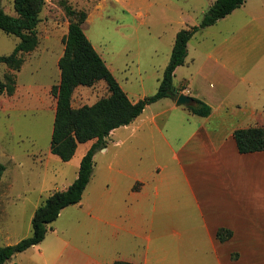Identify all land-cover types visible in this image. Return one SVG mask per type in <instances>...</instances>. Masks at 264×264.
<instances>
[{
    "label": "crops",
    "instance_id": "crops-1",
    "mask_svg": "<svg viewBox=\"0 0 264 264\" xmlns=\"http://www.w3.org/2000/svg\"><path fill=\"white\" fill-rule=\"evenodd\" d=\"M244 4L231 15L243 8L247 14L240 19L247 21L230 40L208 49L203 35L196 54L189 57L188 50L175 70L174 78L188 68L179 94L203 101L211 114L201 117L182 107L191 128L184 138L170 139L158 119L180 107L165 98L112 131L94 157L81 202L61 211L41 243L5 264H264V152L240 153L234 138L237 130L264 128V10L253 15ZM165 100L171 102L166 110L146 115ZM149 141L153 162L145 166ZM93 143L79 144L69 161H77L75 179ZM98 156L105 159L98 162ZM50 194L38 192L31 225ZM6 199L0 190L2 209ZM75 212L82 217H68ZM63 214L67 223L52 227ZM221 229L231 236L221 240ZM31 235L27 227L16 243Z\"/></svg>",
    "mask_w": 264,
    "mask_h": 264
},
{
    "label": "rangeland",
    "instance_id": "rangeland-1",
    "mask_svg": "<svg viewBox=\"0 0 264 264\" xmlns=\"http://www.w3.org/2000/svg\"><path fill=\"white\" fill-rule=\"evenodd\" d=\"M215 1L45 0L37 27L38 47L24 55L19 71L0 64L1 81H5L8 73L16 77L15 92L0 96V162L5 166L0 190H5L9 197L2 200L6 207H0L1 245L15 244L26 234L27 227H32L31 207L41 188L47 195L64 190L75 181L77 161L63 162L50 151L57 103L52 87L60 82L58 61L64 53V38L71 22L65 6L87 13L83 25L85 34L129 98L139 101L157 92L177 33L199 25ZM0 5L6 13L16 15L12 0H2ZM244 5L253 15L257 10H264V0H245ZM242 11L245 10L242 8L235 16L230 14L203 34H195L188 43L189 57L196 54L203 35L206 37L203 46L208 49L230 40L232 32L241 29L247 21V18L240 19L247 14ZM19 41L0 29V57L10 55ZM187 71V66L179 70L174 78L175 87L179 88L181 76ZM108 95L105 81L91 87L79 86L73 94L72 105L75 108L93 105ZM169 104L170 100H165L153 105L146 115L160 113ZM187 117L186 110L180 107L161 116L158 123L168 138H184L191 128ZM148 144L150 141L144 142L145 166L153 162ZM101 159L105 158L98 156V162ZM100 176L103 179V171ZM63 215L52 227L67 223ZM68 217L78 219L82 215L75 212Z\"/></svg>",
    "mask_w": 264,
    "mask_h": 264
},
{
    "label": "trees",
    "instance_id": "trees-1",
    "mask_svg": "<svg viewBox=\"0 0 264 264\" xmlns=\"http://www.w3.org/2000/svg\"><path fill=\"white\" fill-rule=\"evenodd\" d=\"M12 2L16 15L12 16L0 8V29L6 34L16 36L20 41L10 55L0 57V64L19 71L24 64V55L34 51L39 45L37 27L41 21L40 15L45 0ZM244 3L245 0H216L199 25L181 29L176 35L170 61L157 92L137 102L129 98L85 34L83 25L87 13L65 6L71 22L64 38V53L58 61L60 82L52 87V94L57 103L50 151L63 162H69L79 144L92 140L94 143L82 158L75 181L66 190L52 192L36 210L32 219V235L14 245L0 246V264H5L17 253L41 243L48 232V225L58 219L61 211L81 202L93 174L94 157L97 152L106 148V139L112 131L133 123L151 104L165 98L177 100L175 70L185 63L188 42L200 29L215 25ZM15 78L14 74L8 73L5 81L0 80V96L12 95L15 92ZM100 81L106 82L108 96L93 105L73 107L72 97L79 86L91 87ZM195 101L196 106L187 107L193 114L201 117L211 114L210 106L201 100ZM234 138L240 153L264 152V128L240 129L235 131ZM4 172L5 166L0 162V182ZM218 236L221 240H226L231 236V232L221 229ZM115 264L131 263L120 261Z\"/></svg>",
    "mask_w": 264,
    "mask_h": 264
},
{
    "label": "water",
    "instance_id": "water-1",
    "mask_svg": "<svg viewBox=\"0 0 264 264\" xmlns=\"http://www.w3.org/2000/svg\"><path fill=\"white\" fill-rule=\"evenodd\" d=\"M176 93H178V91H176ZM196 104L197 103L195 99L185 94H179L176 100V105L178 107H192V106H196Z\"/></svg>",
    "mask_w": 264,
    "mask_h": 264
}]
</instances>
